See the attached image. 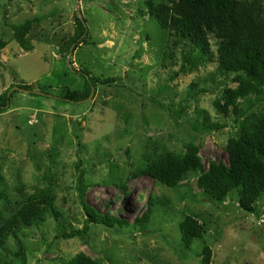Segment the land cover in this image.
Masks as SVG:
<instances>
[{"label":"rangeland","instance_id":"rangeland-1","mask_svg":"<svg viewBox=\"0 0 264 264\" xmlns=\"http://www.w3.org/2000/svg\"><path fill=\"white\" fill-rule=\"evenodd\" d=\"M147 1L165 2L0 0V96L25 89L0 113V228L29 199L46 209L41 222L7 237L0 264H71L78 256L94 264H264V195L250 213L238 190L208 199L195 173L176 189L131 177L169 154L195 152L205 170L227 164V143L264 117L260 73H221L211 35L212 59L194 61L190 41L161 29ZM236 1L264 27V0ZM78 14L88 37L74 48ZM82 73L95 80L94 94L63 101L67 92L86 93ZM242 87L228 106L224 91ZM148 197L149 221L135 225ZM83 203L127 224L59 238L83 228ZM187 218L202 229L188 248Z\"/></svg>","mask_w":264,"mask_h":264},{"label":"trees","instance_id":"trees-1","mask_svg":"<svg viewBox=\"0 0 264 264\" xmlns=\"http://www.w3.org/2000/svg\"><path fill=\"white\" fill-rule=\"evenodd\" d=\"M150 16L159 27L166 30L170 37L188 39L192 44L194 61L204 57L212 59L209 36L219 41V68L221 73L244 71L260 73L264 77V27L256 25L252 8L236 0H165L163 4L153 5L147 1ZM77 36L74 48L86 42L88 29L82 18H76ZM26 26L17 28L16 39L23 36ZM21 33V34H20ZM3 45L0 44V50ZM192 59V60H193ZM87 88L83 96L67 92L62 100L77 103L86 100L97 89L95 80L82 73ZM25 90L22 86H11L0 96V113L4 112L13 94ZM243 87L238 91L225 90L223 95L227 105L234 104L241 96ZM227 164H211L207 170L200 165L195 152L182 157L166 155L163 158L135 170L131 177L146 176L170 189H176L189 173L198 174L197 187L208 199L223 201L227 194L238 190L241 208L252 213L253 203L264 195V117L254 119L242 127L238 138L226 146ZM147 211L141 218H136L135 225L143 226L150 218L153 205L152 197L146 200ZM82 211L85 225L82 229L63 233L59 238L71 239L82 237L89 231L90 225L108 228L122 227L126 221L115 215L100 214L96 209L83 203ZM46 212L40 205V198L29 199L12 211L11 217L0 228V248L7 237L23 227L41 222ZM201 227L193 218H187L181 224L182 243L188 248L192 241L201 236ZM1 261V258H0ZM71 264H94L84 256H78Z\"/></svg>","mask_w":264,"mask_h":264},{"label":"water","instance_id":"water-1","mask_svg":"<svg viewBox=\"0 0 264 264\" xmlns=\"http://www.w3.org/2000/svg\"><path fill=\"white\" fill-rule=\"evenodd\" d=\"M78 18H81V17H80V14H78Z\"/></svg>","mask_w":264,"mask_h":264}]
</instances>
